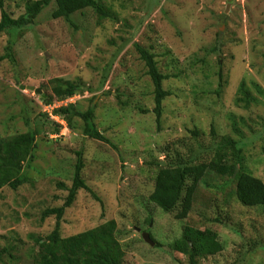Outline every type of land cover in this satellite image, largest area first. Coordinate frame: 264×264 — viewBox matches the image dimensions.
I'll return each instance as SVG.
<instances>
[{"label": "rangeland", "instance_id": "1", "mask_svg": "<svg viewBox=\"0 0 264 264\" xmlns=\"http://www.w3.org/2000/svg\"><path fill=\"white\" fill-rule=\"evenodd\" d=\"M5 1L13 17L25 12L27 0ZM103 1L115 20L100 22L91 8L69 21L55 19L52 3L32 25L0 34V56L13 41L15 58L0 61V133L35 131L38 143L28 182L0 190V264L32 263L37 237L56 223L55 216L43 219L42 211L64 203L69 190L57 183L71 187L78 152L93 192L79 190L62 220L63 236L114 219L125 264H190L171 243L186 225L209 227L225 249L196 264H264V208L243 206L231 194L235 186L229 178L211 174L203 180L184 220L150 200L157 162L192 151L210 160L223 135L242 142L245 165L264 181V0ZM137 43L152 48L164 73L177 75L164 81L171 94L163 102L160 125ZM55 79L85 84L72 102L83 112L94 109L97 127L110 143L85 135L82 118L75 117L72 128L50 115L42 96L51 93ZM243 80L258 98L249 108L235 103ZM143 232L161 246L144 240Z\"/></svg>", "mask_w": 264, "mask_h": 264}, {"label": "trees", "instance_id": "2", "mask_svg": "<svg viewBox=\"0 0 264 264\" xmlns=\"http://www.w3.org/2000/svg\"><path fill=\"white\" fill-rule=\"evenodd\" d=\"M52 3H54L52 17L55 19L65 18L69 21L72 14L87 8L98 13L100 22L117 18L115 12L103 0H27L25 12L19 17H13L5 7L6 1L0 0V34L32 25L42 10ZM13 46V41H10L5 54L0 56V61L15 60ZM135 46L145 62L147 74L154 86V113L160 125L163 102L171 94L164 87V81L177 75L162 71L157 54L152 48L141 46L138 43ZM165 54L167 56L169 52ZM108 72L104 75L102 86L107 81ZM220 78V86H222L223 78L222 76ZM51 90V93L42 96L45 106L70 101L84 93L86 87L81 80L55 79ZM238 90L235 100L237 106L249 108L253 103H258V98L252 94L245 80L241 82ZM52 113L67 121L72 128L74 118H82L85 123V135L106 143L111 142L97 127L93 108L83 112L79 110L77 101L75 103L70 101V103L56 106ZM60 128L61 125L57 124L56 132L60 131ZM234 130L242 136L236 123ZM192 132L194 135L200 133L197 129ZM212 133L215 134V129H212ZM214 143L215 154L210 160L202 159L192 151L187 156L183 153L174 155L173 152L172 157L164 158L163 163L157 162L158 170L150 200L165 212H175L176 219L184 220L194 207L200 184L213 174L229 178L233 182L235 188L231 194L243 206L264 208V181L245 165L242 142L231 135H223ZM37 146L35 131L30 130L12 136H3L0 133V190L4 187L17 190L28 182L27 170L32 167L36 159ZM83 168L82 153L78 152V162L71 187L68 188L64 181L57 183L60 189L69 190L64 203L60 206L47 207L42 211L43 219L55 216L56 223L45 237H37L38 250L31 255V264H125L126 251L118 237V224L114 219L69 236L62 234V220L65 212L75 203L79 190L86 189L93 192L82 176ZM94 195L99 198L95 193ZM214 221L224 223V220L220 218ZM151 237L156 242V247H160L161 243L152 235ZM261 246L264 247V245ZM171 248L187 257L190 264H196L199 258L219 254L225 246L216 230L209 227L200 229L186 225L182 235L171 243ZM3 254L4 250H0V260Z\"/></svg>", "mask_w": 264, "mask_h": 264}, {"label": "water", "instance_id": "3", "mask_svg": "<svg viewBox=\"0 0 264 264\" xmlns=\"http://www.w3.org/2000/svg\"><path fill=\"white\" fill-rule=\"evenodd\" d=\"M21 87H22V89L25 88L24 85H22ZM28 88H29L30 90L35 89L33 86H28ZM35 90H36L37 92H41V89H40V88H36ZM142 236H143V239L146 240V241H147L148 243H150L151 245L154 246V245L156 244V242H155L154 239L151 237V234H150L149 232H143V233H142Z\"/></svg>", "mask_w": 264, "mask_h": 264}, {"label": "built area", "instance_id": "4", "mask_svg": "<svg viewBox=\"0 0 264 264\" xmlns=\"http://www.w3.org/2000/svg\"><path fill=\"white\" fill-rule=\"evenodd\" d=\"M72 99H75V98H72ZM72 99H71L70 101H72ZM62 103H64V102H59V103H57V104L60 105V104H62ZM57 104H54V105H46L45 108H46L47 111H51V110H53L56 106H58ZM49 113H50V112H49ZM51 113H52V111H51ZM51 113H50V115H51V116H54L53 113H52V114H51ZM54 117H57V116H54ZM56 120H57L58 122L60 121L58 117L56 118Z\"/></svg>", "mask_w": 264, "mask_h": 264}]
</instances>
